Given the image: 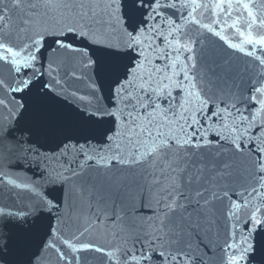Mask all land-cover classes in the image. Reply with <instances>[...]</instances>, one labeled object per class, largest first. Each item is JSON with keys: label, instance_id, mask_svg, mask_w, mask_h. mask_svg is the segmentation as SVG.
I'll return each mask as SVG.
<instances>
[{"label": "snow or ice", "instance_id": "obj_1", "mask_svg": "<svg viewBox=\"0 0 264 264\" xmlns=\"http://www.w3.org/2000/svg\"><path fill=\"white\" fill-rule=\"evenodd\" d=\"M262 192L264 0H0V264H264Z\"/></svg>", "mask_w": 264, "mask_h": 264}, {"label": "water", "instance_id": "obj_2", "mask_svg": "<svg viewBox=\"0 0 264 264\" xmlns=\"http://www.w3.org/2000/svg\"><path fill=\"white\" fill-rule=\"evenodd\" d=\"M259 196L262 197V198H264V192L259 193ZM234 204H235V202H234ZM217 219L219 220L220 224L226 223V221H225V219H224V217L222 215L219 216ZM253 264H261V261L258 258L257 261H254L253 262Z\"/></svg>", "mask_w": 264, "mask_h": 264}]
</instances>
